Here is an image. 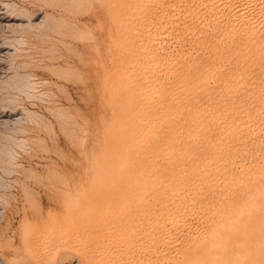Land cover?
I'll return each mask as SVG.
<instances>
[{"label":"rangeland","instance_id":"obj_1","mask_svg":"<svg viewBox=\"0 0 264 264\" xmlns=\"http://www.w3.org/2000/svg\"><path fill=\"white\" fill-rule=\"evenodd\" d=\"M151 1L0 0L8 264H114L127 241L134 261L147 255L146 215L157 209L143 206L165 173L166 66L179 50L164 31L165 1ZM48 223L56 228L45 235ZM29 232L38 238L31 252Z\"/></svg>","mask_w":264,"mask_h":264},{"label":"bare ground","instance_id":"obj_2","mask_svg":"<svg viewBox=\"0 0 264 264\" xmlns=\"http://www.w3.org/2000/svg\"><path fill=\"white\" fill-rule=\"evenodd\" d=\"M164 1L167 41L179 42L166 66L165 173L143 206L157 209L146 215L147 255L134 261L127 241L114 264H264V0ZM6 210L0 202V242ZM37 239L27 233L25 248Z\"/></svg>","mask_w":264,"mask_h":264}]
</instances>
